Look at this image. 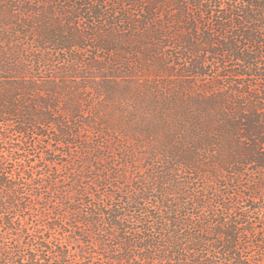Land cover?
I'll list each match as a JSON object with an SVG mask.
<instances>
[{
    "label": "trees",
    "instance_id": "obj_1",
    "mask_svg": "<svg viewBox=\"0 0 264 264\" xmlns=\"http://www.w3.org/2000/svg\"><path fill=\"white\" fill-rule=\"evenodd\" d=\"M116 38L220 113L103 131ZM0 264H264V0H0Z\"/></svg>",
    "mask_w": 264,
    "mask_h": 264
},
{
    "label": "rangeland",
    "instance_id": "obj_2",
    "mask_svg": "<svg viewBox=\"0 0 264 264\" xmlns=\"http://www.w3.org/2000/svg\"><path fill=\"white\" fill-rule=\"evenodd\" d=\"M112 38H115V35ZM119 42V38H116V45L111 53L105 50L96 52L100 58L105 59L104 63L110 71L108 75L111 77L110 81L102 80L103 82L100 83L101 91H103L101 98L105 100V104L99 107L96 105L93 110L101 118L100 128L103 131L110 132L113 136L125 133V130L133 122L131 113L135 111V105H139L138 103L141 101L137 99H149L152 102L151 107L144 111L145 113L161 115L160 120L154 122L152 127L151 137L153 139L148 140L143 147L152 145L155 147L167 146L164 142L165 137L175 135V131L180 129L179 125L172 126V115H179L178 113L185 111H204V113L212 116L220 113L222 110L220 105L214 103H210V106L207 107L193 105L191 102L186 101L190 98L183 96L179 90H176V95L174 93V96H172L174 98H172L168 95L169 89L178 88L181 80L171 78V76L180 74L177 71L180 67L174 66L172 69L165 68L166 70H164V67L157 66L156 60L149 58L150 53L141 50L131 51L128 47L121 46ZM90 44L92 45V43ZM89 53L93 57L92 50ZM153 65L156 67H153ZM211 74L209 73V75ZM198 83L196 82V86H198ZM104 92H110V94ZM158 96L160 99H154ZM140 109H142V106H140Z\"/></svg>",
    "mask_w": 264,
    "mask_h": 264
}]
</instances>
